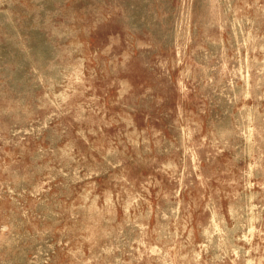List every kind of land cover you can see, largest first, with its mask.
Wrapping results in <instances>:
<instances>
[{"label": "rangeland", "instance_id": "374dc122", "mask_svg": "<svg viewBox=\"0 0 264 264\" xmlns=\"http://www.w3.org/2000/svg\"><path fill=\"white\" fill-rule=\"evenodd\" d=\"M260 263L264 0H0V264Z\"/></svg>", "mask_w": 264, "mask_h": 264}, {"label": "bare ground", "instance_id": "6f19581e", "mask_svg": "<svg viewBox=\"0 0 264 264\" xmlns=\"http://www.w3.org/2000/svg\"><path fill=\"white\" fill-rule=\"evenodd\" d=\"M254 260V259H253ZM261 264V263H260Z\"/></svg>", "mask_w": 264, "mask_h": 264}]
</instances>
